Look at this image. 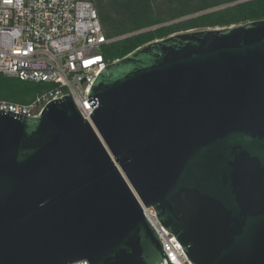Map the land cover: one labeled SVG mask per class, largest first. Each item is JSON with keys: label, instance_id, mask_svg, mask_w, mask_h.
<instances>
[{"label": "water", "instance_id": "1", "mask_svg": "<svg viewBox=\"0 0 264 264\" xmlns=\"http://www.w3.org/2000/svg\"><path fill=\"white\" fill-rule=\"evenodd\" d=\"M71 93L0 110V264H264V19L178 32Z\"/></svg>", "mask_w": 264, "mask_h": 264}, {"label": "built area", "instance_id": "2", "mask_svg": "<svg viewBox=\"0 0 264 264\" xmlns=\"http://www.w3.org/2000/svg\"><path fill=\"white\" fill-rule=\"evenodd\" d=\"M107 37L93 0H0V73L48 85L28 102L0 99V110L37 117L52 100L72 95L84 118L97 74L116 59L106 56ZM174 264H192L153 206L143 209ZM68 264H91L82 259ZM158 264H170L165 257Z\"/></svg>", "mask_w": 264, "mask_h": 264}, {"label": "trees", "instance_id": "3", "mask_svg": "<svg viewBox=\"0 0 264 264\" xmlns=\"http://www.w3.org/2000/svg\"><path fill=\"white\" fill-rule=\"evenodd\" d=\"M111 41L110 59L178 32L264 19V0H93ZM48 85L0 73V99L28 102Z\"/></svg>", "mask_w": 264, "mask_h": 264}]
</instances>
